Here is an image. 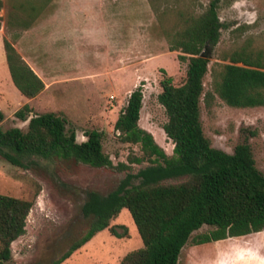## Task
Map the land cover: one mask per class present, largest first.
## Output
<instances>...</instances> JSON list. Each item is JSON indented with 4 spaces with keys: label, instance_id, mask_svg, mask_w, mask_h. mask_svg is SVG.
<instances>
[{
    "label": "rangeland",
    "instance_id": "1",
    "mask_svg": "<svg viewBox=\"0 0 264 264\" xmlns=\"http://www.w3.org/2000/svg\"><path fill=\"white\" fill-rule=\"evenodd\" d=\"M208 1L1 0L0 127L25 130L33 113L51 111L64 119L65 129L73 131L76 141L84 140L86 131L100 132L102 151L113 165L123 162L128 166L91 167L72 158L34 157L26 167H19L0 156V193L32 201L24 233L10 243L11 262L53 264L90 223L91 216L81 212L85 193L93 190L106 194L126 173L134 174L149 164L138 144L121 141L113 128L135 87L142 94L138 126L152 135L166 155H171L172 142L160 127L165 114L156 99L158 81L164 71L174 84L181 83L186 62L177 59L179 51L167 49L163 28L174 22L176 8L190 7L199 12V5ZM14 2L39 3L29 27L6 23V12ZM217 14L222 27L209 53L208 70L202 78L204 89L209 88L210 66L226 62L222 55L244 42L261 46L264 41V0H219ZM3 39L42 80L43 89L36 96L27 98L13 86L4 60ZM23 104L31 111L21 120L13 113ZM199 119L210 144L225 152H232L233 146L245 138L255 166L264 174V106L234 108L215 97L209 105L200 101ZM132 157L141 161H131ZM108 226H112V232L108 227L95 232L58 264H119L125 253L141 247L126 208H121ZM210 228L202 225L191 232L177 264H214L216 254L211 242H191L192 236ZM261 231L264 233V228ZM225 254L218 253L223 257L216 264H226Z\"/></svg>",
    "mask_w": 264,
    "mask_h": 264
},
{
    "label": "trees",
    "instance_id": "2",
    "mask_svg": "<svg viewBox=\"0 0 264 264\" xmlns=\"http://www.w3.org/2000/svg\"><path fill=\"white\" fill-rule=\"evenodd\" d=\"M218 2L200 4L199 12L190 7L176 8L174 22L163 28L167 49L179 51L177 59L186 62L181 83L174 84L164 71L158 81L156 99L165 114L160 127L172 142L171 155H166L152 135L138 126L142 94L135 87L117 114L113 128L121 141L138 144L149 164L134 174L126 173L116 188L106 194L93 190L85 193L81 212L91 216L90 223L53 264L64 260L95 232L106 227L112 232L108 222L121 208L128 210L141 247L125 253L119 264H177L181 247L191 232L202 225L211 228L192 236L193 244L264 228V174L255 166L249 143L244 138L230 153L213 147L199 119L201 100L209 105L217 97L234 108L264 105V41L261 46L244 42L222 55L226 62L210 66L209 88L203 87L209 53L218 42L222 27ZM1 5L0 0V8ZM39 9V3L14 2L6 12V23L27 28ZM2 47L13 86L27 98L36 96L43 89L42 80L6 39L2 40ZM30 111L23 104L13 114L23 120ZM85 137L76 141L73 131L65 129L64 119L54 112L33 113L25 130L0 127V156L19 167H26L34 157H60L91 167L128 168L123 162L113 165L102 151L100 132L89 130ZM130 160L140 162L141 158ZM132 178L137 181L131 182ZM171 178L181 180L163 182ZM31 204V200L0 193V264H16L10 261V243L24 233Z\"/></svg>",
    "mask_w": 264,
    "mask_h": 264
},
{
    "label": "crops",
    "instance_id": "3",
    "mask_svg": "<svg viewBox=\"0 0 264 264\" xmlns=\"http://www.w3.org/2000/svg\"><path fill=\"white\" fill-rule=\"evenodd\" d=\"M229 238L232 239L226 241V243H221L223 240ZM209 242H211L210 244L214 247L216 254L213 261L214 264H216L219 259H222L223 256L220 257L218 255V253L222 251H226L225 256L228 258L226 264H264V233H262L261 230L241 236H231Z\"/></svg>",
    "mask_w": 264,
    "mask_h": 264
},
{
    "label": "water",
    "instance_id": "4",
    "mask_svg": "<svg viewBox=\"0 0 264 264\" xmlns=\"http://www.w3.org/2000/svg\"><path fill=\"white\" fill-rule=\"evenodd\" d=\"M200 55H204L203 52H201Z\"/></svg>",
    "mask_w": 264,
    "mask_h": 264
}]
</instances>
